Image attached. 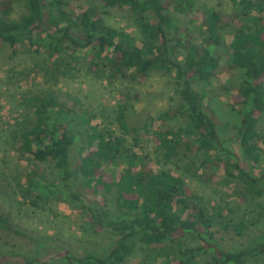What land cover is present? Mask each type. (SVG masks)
<instances>
[{"label":"trees","instance_id":"1","mask_svg":"<svg viewBox=\"0 0 264 264\" xmlns=\"http://www.w3.org/2000/svg\"><path fill=\"white\" fill-rule=\"evenodd\" d=\"M90 1L126 9L138 23L139 43L108 24L107 12L95 5L78 11L67 0H0V48L8 45L15 55L18 46L27 44L48 61L49 79L55 81L81 62L109 82L142 83L161 72L172 77L174 103L147 118L155 128L143 127L145 147L139 144L142 128L126 120L125 102L118 104L111 122L117 130L99 128L78 97L52 90L28 94L30 114L0 130L16 152L54 172L51 180L28 172L19 186L25 198L38 189L37 200L69 201L95 232L113 236L103 256L64 250L56 256L59 264H129L138 246L144 250L138 264H245L264 255V234L244 242V220L227 221L223 213L236 214L244 207L262 214L245 202L264 194V125L259 122L264 112V0H230L235 10L230 15L196 0ZM172 8L186 18L183 23L175 22ZM223 66L231 73L229 98L238 116L229 139L205 103L204 87ZM180 120L183 124L176 126ZM187 152L196 154L194 169L203 181L215 182L220 175L233 185L243 207L209 210L179 175L152 165V158L168 163ZM113 167L118 171L113 173ZM108 196L114 210L105 208ZM0 230L38 243L1 212ZM51 260L0 254V264Z\"/></svg>","mask_w":264,"mask_h":264},{"label":"rangeland","instance_id":"2","mask_svg":"<svg viewBox=\"0 0 264 264\" xmlns=\"http://www.w3.org/2000/svg\"><path fill=\"white\" fill-rule=\"evenodd\" d=\"M78 11L89 5H95L105 10L108 24L121 28L132 37L140 39L139 26L126 9L102 8L101 5L90 0H67ZM199 6H214L223 14L230 15L235 12L230 0H196ZM175 22L185 21L182 13L171 9ZM17 16V13L14 14ZM88 63L87 59H85ZM47 60L44 61L37 52L27 44H21L15 55H12L8 45L0 48V130L8 128L21 114L28 113L25 98L31 92L52 90L54 93L69 92L78 97L86 110L94 117L92 124L99 128L112 127L117 130L114 122L118 104L125 102L127 106V122L140 130V146L145 147L146 142L143 127L148 130L155 128V123H148L149 116H155L160 110L174 103L170 98L174 97L172 77L154 72L145 82H131L129 80H115L109 82L106 77H96L88 71L86 63L76 65V69H69L65 76L55 81L49 73L51 67ZM46 64V65H45ZM222 65L225 61L222 60ZM231 73L223 66L218 74L207 84L205 88V103L212 109L214 119L219 131L225 138H232L235 126L238 123L236 110L233 109L229 94L231 86ZM227 88L229 90H227ZM137 96V98H136ZM264 125V112L259 118ZM183 122L175 121L178 126ZM9 125V126H8ZM137 152L144 153L140 147ZM73 152H77L74 147ZM180 154L179 158L164 163L152 158V165L156 169L167 170L179 175L192 190L206 202L209 210L217 208V205L232 206L241 202L239 196L234 193L232 184H227L219 175L215 182L203 181L200 171H197L196 154ZM188 166L189 169H186ZM259 170V168H256ZM113 173L118 171L113 167ZM35 171L49 180L54 178V172L46 163L35 161L30 155H21L9 145L7 139L0 134V212L8 215L12 225L30 235L36 242L24 238L14 237L0 230V254L23 255L36 257L41 260H51V264H59L57 254L68 250L75 254L87 252L97 256H103L111 247L113 236L106 230L95 232L92 225L82 217L80 211L73 207L69 201L53 199L46 202L37 200L35 195L41 193L36 189L25 198L24 192H20L19 186H23L28 172ZM101 197V196H100ZM98 197V198H100ZM29 199L37 202L32 205ZM105 208L114 210L112 196H108ZM228 203V204H227ZM255 204L262 214L252 212L251 209L241 208L236 214L225 210V218L244 220L246 227L242 239L244 242L254 237L258 232L264 234V194L261 197L248 199L245 206ZM227 210V208H225ZM239 248V243L235 245ZM144 257L142 247L127 259L129 264H138ZM168 264L166 260L162 261ZM202 263V260H200ZM160 264V262H158ZM245 264H264V255L249 259Z\"/></svg>","mask_w":264,"mask_h":264}]
</instances>
